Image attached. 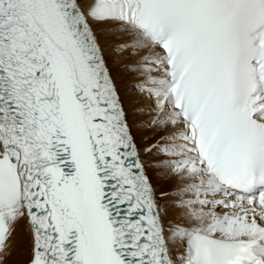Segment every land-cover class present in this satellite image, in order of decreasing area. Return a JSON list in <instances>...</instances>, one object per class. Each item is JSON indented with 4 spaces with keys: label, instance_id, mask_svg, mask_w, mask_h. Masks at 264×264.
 Segmentation results:
<instances>
[{
    "label": "snow or ice",
    "instance_id": "obj_1",
    "mask_svg": "<svg viewBox=\"0 0 264 264\" xmlns=\"http://www.w3.org/2000/svg\"><path fill=\"white\" fill-rule=\"evenodd\" d=\"M21 219L28 264H264V0H0V258Z\"/></svg>",
    "mask_w": 264,
    "mask_h": 264
},
{
    "label": "rangeland",
    "instance_id": "obj_2",
    "mask_svg": "<svg viewBox=\"0 0 264 264\" xmlns=\"http://www.w3.org/2000/svg\"><path fill=\"white\" fill-rule=\"evenodd\" d=\"M101 42L103 48L105 47V54L109 62L111 71L114 74V78L116 79L117 85L120 89L122 99L128 112V119L133 127V132L136 136V140L138 144L143 147V145L149 143L150 141L143 140L141 137L143 135H146V133L139 131L137 128L138 121L144 119V117L139 114V110L150 105L151 103L133 89V74L128 71V65L136 60V58L139 56V53L136 56L129 58L127 52L121 53L113 50L114 42H112L110 39H102ZM144 157L147 165L154 159L153 157L148 155H144ZM161 171L162 170L155 168L148 169V172L156 186L158 194L161 190H167L172 186V182L159 174ZM8 254H10L9 251Z\"/></svg>",
    "mask_w": 264,
    "mask_h": 264
},
{
    "label": "bare ground",
    "instance_id": "obj_3",
    "mask_svg": "<svg viewBox=\"0 0 264 264\" xmlns=\"http://www.w3.org/2000/svg\"><path fill=\"white\" fill-rule=\"evenodd\" d=\"M104 52H105V50H104ZM142 55H144L143 52L139 53V56L136 58V60H139ZM113 76H114V74H113ZM148 101L150 103H152V101H150V100H148ZM156 191H157V189H156ZM157 193H158V191H157ZM30 236H31L30 228H29V225L27 224L26 220L25 219L19 220V222L15 225V231H14L12 237H11L10 241L8 242L9 243L8 251L10 254H7V255L3 256L2 258H0V263H2V264H26L29 261L30 255H31Z\"/></svg>",
    "mask_w": 264,
    "mask_h": 264
}]
</instances>
